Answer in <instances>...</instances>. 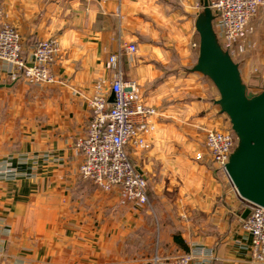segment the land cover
<instances>
[{"label": "crops", "instance_id": "obj_1", "mask_svg": "<svg viewBox=\"0 0 264 264\" xmlns=\"http://www.w3.org/2000/svg\"><path fill=\"white\" fill-rule=\"evenodd\" d=\"M204 1L212 0H0L24 56L39 40L60 43L51 84L13 78L0 61V264H148L156 253L194 248L212 252L194 264H257L243 228L249 204L197 132L223 114L214 83L192 71ZM251 27L238 64L248 88L261 91L264 8ZM130 43L136 53H126ZM114 53L159 111L150 147L130 150L156 210L122 205L118 189L103 191L77 172L75 143L92 116L86 97L112 79Z\"/></svg>", "mask_w": 264, "mask_h": 264}, {"label": "built area", "instance_id": "obj_2", "mask_svg": "<svg viewBox=\"0 0 264 264\" xmlns=\"http://www.w3.org/2000/svg\"><path fill=\"white\" fill-rule=\"evenodd\" d=\"M210 6L216 14L214 26L220 44L236 62L241 61L251 21L264 8V0H212ZM6 17L0 5V61L11 66L13 78L20 76L28 84L56 82L52 65L60 52L59 41L39 40L26 57L21 35ZM193 46L199 48V43ZM125 51L136 53L138 47L130 43ZM119 58L120 53L110 55L107 66L114 71L112 79L98 81L92 96L86 97L92 116L86 134L75 143L83 156L77 172L103 191L118 189L122 205L137 203L152 207L148 181L133 162L130 150L150 147L149 136L156 129L151 119L159 111L145 102L137 81L124 78ZM110 92L114 94L113 101L109 98ZM205 138L212 160L227 174L226 165L238 143L236 134L231 128H207ZM202 156L198 154L197 158ZM248 204L250 213L244 218L243 228L252 235L254 262L264 264V207ZM210 257L211 251L194 248L176 256L156 253L148 264H194L198 258Z\"/></svg>", "mask_w": 264, "mask_h": 264}, {"label": "water", "instance_id": "obj_3", "mask_svg": "<svg viewBox=\"0 0 264 264\" xmlns=\"http://www.w3.org/2000/svg\"><path fill=\"white\" fill-rule=\"evenodd\" d=\"M202 6L196 20L199 52L192 71L214 83L220 94L216 104L229 117L238 138L226 165L228 176L244 200L264 207V86L260 92L249 90L238 62L220 44L210 2L204 1ZM4 86L0 83V88ZM249 213L247 208L243 218Z\"/></svg>", "mask_w": 264, "mask_h": 264}, {"label": "rangeland", "instance_id": "obj_4", "mask_svg": "<svg viewBox=\"0 0 264 264\" xmlns=\"http://www.w3.org/2000/svg\"><path fill=\"white\" fill-rule=\"evenodd\" d=\"M197 7H199L200 8V3H198L197 4ZM260 13V12H259ZM259 15V14H258ZM257 15V16H258ZM256 16V17H257ZM255 17V18H256ZM254 18V19H255ZM253 19V20H254ZM252 20V21H253ZM252 21H251V25H252ZM251 30H252V27H251V29L249 30V33L248 34H250L251 33ZM245 52H246V50H245ZM245 52H244V54H245ZM243 54V55H244ZM254 73H256V69H255V71H254ZM250 89L249 90H256V89H252V88H254L253 86H251V87H249ZM258 88V87H257ZM263 88V87H262ZM262 88H258V90L259 89H261L262 90ZM253 92H260V91H253ZM218 95H220L219 93H218ZM213 118H214V121H213V123H212V125L210 124L211 122H209V120L211 119V117L210 116H208L206 119H203V121H201V123L197 126L198 128H197V132H198V134H200V137H201V139H202V142H204V140H205V146H206V129L207 128H220V129H223V128H231V123H230V119H229V117L226 115V114H221V115H216L215 117L213 116ZM209 119V120H208ZM201 142V143H202ZM206 148H207V146H206ZM208 150V149H207ZM216 164V163H215ZM217 166V165H216ZM218 167V166H217ZM220 170V169H219ZM220 171H222V170H220ZM222 173H224L223 171H222ZM153 204V207L155 208L156 206H155V202L153 203V201H151V205ZM155 210H156V208H155Z\"/></svg>", "mask_w": 264, "mask_h": 264}, {"label": "trees", "instance_id": "obj_5", "mask_svg": "<svg viewBox=\"0 0 264 264\" xmlns=\"http://www.w3.org/2000/svg\"><path fill=\"white\" fill-rule=\"evenodd\" d=\"M198 58V57H197Z\"/></svg>", "mask_w": 264, "mask_h": 264}]
</instances>
